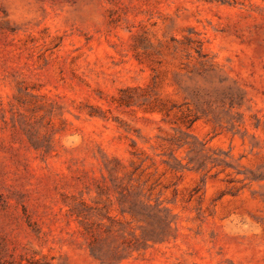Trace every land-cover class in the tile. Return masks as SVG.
<instances>
[{"label": "rangeland", "instance_id": "374dc122", "mask_svg": "<svg viewBox=\"0 0 264 264\" xmlns=\"http://www.w3.org/2000/svg\"><path fill=\"white\" fill-rule=\"evenodd\" d=\"M0 264H264V0H0Z\"/></svg>", "mask_w": 264, "mask_h": 264}]
</instances>
